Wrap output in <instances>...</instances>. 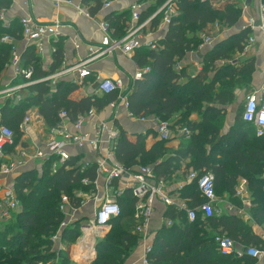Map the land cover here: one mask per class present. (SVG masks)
I'll use <instances>...</instances> for the list:
<instances>
[{
	"label": "trees",
	"instance_id": "1",
	"mask_svg": "<svg viewBox=\"0 0 264 264\" xmlns=\"http://www.w3.org/2000/svg\"><path fill=\"white\" fill-rule=\"evenodd\" d=\"M87 1V0H86ZM91 8L95 13L101 0ZM152 2L141 12L140 21L154 14L167 0H146ZM179 15L169 24L160 48H138L134 60L140 68L149 66L150 70L135 82L128 96V110L136 118L157 116L172 122V128L189 127L194 131L191 139L181 141L177 148L167 145L157 135L156 141L147 148V135H130L120 128V137L114 155L117 162L137 171L142 165H150L157 179L169 180L183 166L186 183L179 190L180 196L194 206L204 201L197 181H189L191 170L203 174L211 170L215 174L217 196L235 193L237 180L246 177L254 193V209L258 218L264 222V135L257 136L253 124L242 118V111L235 124L224 131L228 106L234 101L236 91L249 89L254 65L247 62L243 66L223 64L216 68L217 60H229L231 50L242 52L243 44L251 29H241L216 43L206 56L203 69L192 76V71H177L175 64L182 62L185 55L203 41L202 34H208L216 23L231 28L241 19L242 10L236 0H178ZM9 0H0V7H8ZM161 14L153 19L156 26ZM120 35L125 34L126 15H109L106 20ZM21 25L14 20L10 27L0 21V89L2 74L11 60V46L1 42L8 33L16 40L22 38ZM201 34V35H200ZM54 62L49 70L43 69L35 48L30 46L23 53L25 67L32 66L34 83L28 87V95L15 103L12 98L1 102L0 125L10 127L14 133L15 146L23 137L22 122L35 107L44 117L48 128L60 123L59 112H67L71 121L92 107L104 109L116 101L119 92L101 97H75L78 85L59 81L52 84L45 78L56 72L64 60L60 43L54 51ZM45 79V80H44ZM187 82H185V80ZM217 85L220 91L216 92ZM197 114L198 120L191 115ZM55 157L48 159L38 171L28 168L15 179V189L21 203L20 211L0 229V264H40L54 259L51 238L60 230L65 214L61 210L62 196L70 198L72 207L81 205L83 195L94 189L97 177L96 163L87 168L79 164V157L70 159L53 169ZM1 164V160H0ZM88 180L87 183L83 179ZM121 206L119 216L111 220L110 231L95 245L96 258L85 264H126L127 259L140 244L142 236L136 230L139 221L135 218L136 197L126 190L118 198ZM166 224L155 234L152 251L148 255L151 264H254L256 259L248 256L222 255L215 242L218 234L226 233L238 244H260V238L249 230L244 222L233 215L216 213L202 218L199 213L190 221L184 211L167 207ZM221 229V230H220ZM226 231V232H222ZM81 235L80 224L74 222L61 232L62 242L74 244Z\"/></svg>",
	"mask_w": 264,
	"mask_h": 264
},
{
	"label": "built area",
	"instance_id": "2",
	"mask_svg": "<svg viewBox=\"0 0 264 264\" xmlns=\"http://www.w3.org/2000/svg\"><path fill=\"white\" fill-rule=\"evenodd\" d=\"M115 1L101 0L102 7L108 8ZM55 3L56 6H60L62 4H72L73 2L72 0H55ZM179 8L178 0H167L149 18L140 21L142 12L141 4L137 1L132 5V19L126 35L119 39H113L109 33V23L107 21L103 22L101 28L104 32V37L101 46L91 47L90 52L93 55L85 61L76 63L71 69L79 74L80 79H85L92 75L88 66L90 61L105 55H110L117 49H121L126 54L134 53L143 45L140 37H142V32L146 28L153 25V19L161 14V20L169 26L173 18L179 15ZM78 11L86 16H90L89 9L86 7H78ZM7 20L6 8L0 7V21L6 28L9 27ZM258 20L259 28L264 33V0H260ZM18 21L22 29V38L16 40L8 33L4 34L1 38L2 43L11 46V60L7 67L12 68L15 79L0 89V118L1 102L8 98H12L15 103L19 102L28 95V87L35 81L33 80L34 68L23 65L19 41L23 42L25 45L24 49L26 50L32 45L42 46L43 42L47 40L50 42L58 40L63 35L62 28L64 24L58 19L52 22H41L31 15H26L21 16ZM255 22L256 20L254 18H250L242 29H253ZM202 38L206 43H211L213 39L209 34H202ZM254 43L255 38L251 34L247 38L246 44H244V51L249 50ZM145 45L149 49L156 50L160 48L156 42H147ZM175 69L180 71L182 69V63H176ZM149 70V66L139 68L135 72L132 83L129 86H125L122 80L104 78L98 82L96 91L102 95L117 91L119 92L118 99L110 103V106L114 107L118 101H121L128 107V96L134 89L135 82L141 79ZM64 72L66 73L67 71L55 72L45 79L55 84ZM242 107L243 120L253 124L257 136L264 135V84L259 90H252L246 93ZM129 114L134 117L131 113ZM97 116L98 109L95 107L80 114L73 121L75 132H70L63 123L64 120L69 119L68 114L64 110L60 111V123L50 129L51 138L47 142L46 147L34 149L33 156L21 146H15V151L9 152L8 148L15 144L14 133L10 127L0 125V229L20 211L21 203L15 189V179L30 162L37 161V163L43 165L48 159L55 157L52 166L55 170L72 156L68 151L69 147H83L85 145L91 146L97 153L96 159L93 161L97 165V177L94 181V189L89 194L83 195L80 205L81 207L91 202L93 214L86 223L80 224L81 235L74 243L75 245H73L77 246L75 252L79 258L87 260L93 256L97 239L100 235L105 234L104 230L106 228H111V220L120 215L121 206L118 198L123 196L126 190H131L136 197L135 218L139 221L136 230L141 234H145V236L148 223L155 210L156 202H161L167 207H174L176 210L184 211L190 221H194L199 213L202 214L203 219L214 213L219 214L216 205L219 198L215 191V174L213 171L208 170L201 175L194 170L188 173V180L197 181L200 195L204 199L202 203L192 206L187 199L180 196V192L176 195L170 193L167 187V181L157 179L152 166L142 165L137 171H132L117 162L114 151L120 137V130L109 119L96 121ZM140 119L145 120V117ZM91 121L94 122L93 135L83 132L85 124ZM30 122L31 115L27 114L22 122L24 135L28 133ZM193 133L194 131L189 127L178 126L173 129L170 120L156 118V134L163 141L169 142L173 139H178L180 142L187 141L191 139ZM106 143L109 144V149L103 153L102 148ZM90 163H85L82 168H87ZM122 178H128L130 182L123 186L117 185ZM83 182L87 183L88 180L84 178ZM182 186L183 184L179 185L178 191ZM70 201L68 196H62L61 210L65 214V219L61 223L60 230L51 238L53 249L64 248L61 232L69 224L74 222L69 221L76 220L77 218L75 211L80 207H72ZM165 223L168 227L173 224L170 219H166ZM215 242L217 243L219 252L225 256H236L239 258L248 256L253 259H260L264 256V244L260 246L238 244L227 233L216 235ZM151 251L152 244L145 246L144 264H151L148 260V255Z\"/></svg>",
	"mask_w": 264,
	"mask_h": 264
},
{
	"label": "crops",
	"instance_id": "3",
	"mask_svg": "<svg viewBox=\"0 0 264 264\" xmlns=\"http://www.w3.org/2000/svg\"><path fill=\"white\" fill-rule=\"evenodd\" d=\"M9 6L6 8V18L9 27L12 25L14 20H18L21 16L31 15L32 17L38 19L41 22H52L55 19H58L64 27L62 28V36L58 40L50 42L49 40L44 41L42 46L32 45L35 48L36 54L41 62L43 69L46 71L50 69L54 62V51L56 45L60 43V46L63 48V57L61 67L56 71L67 72L63 73L56 81L64 82H73L78 85L77 90L74 93L75 97L81 96H97L101 97L102 94L96 91L97 84L100 80L104 78H113L116 80H122L125 86H129L132 83V78L135 72L140 68L139 65L134 60V53L126 54L121 49L113 51L110 55H105L103 57L96 58L89 62L88 66L92 72V75L85 79H80L79 74L73 71L71 68L80 61H85L93 54L90 52L91 47L101 46V42L104 37V32L102 31L101 24L107 20L109 15L121 16L126 15L127 21L125 23L124 30L125 34L120 38L124 37L127 33V29L132 19V5L137 1L141 4V11L144 10L152 2H147L146 0H116L114 4L108 8H103L102 6L95 11L91 12V8L97 5L96 0H72V4H62L56 6L55 0H9ZM238 1V0H237ZM243 12L245 13V19L240 20L241 24L238 27V31L247 24L250 18L256 20L255 26L250 30L248 37L252 34L255 38V43L247 51H238L242 54L240 60H235L233 62L226 60H217L216 68L223 66L225 63L231 65L243 66L247 62H252L254 65V72L252 76V82L249 89H240L236 91V94L241 95V103L244 104V97L246 93L252 90H259L260 87L264 84V33L259 28V5L260 0H252L250 5L246 4V0H242ZM78 7H86L89 9L90 16H86L78 11ZM244 16H242L243 19ZM168 26L163 23L162 20L154 26L146 28L142 32V37H140L143 45L140 47L147 48L145 43L147 42H156L158 43L162 38H164ZM212 28H217V36H215L212 31H209V35L213 38L211 43H206L204 40L201 45L196 50H191L188 52L185 57L182 59V65L186 67L187 71H192V76L199 73L206 62L207 54L214 49L216 43L227 38L226 32L229 30H221L219 24H214ZM231 29V28H229ZM243 30V29H242ZM248 30V29H246ZM109 33L113 39H118L117 36L120 35L119 32H116L115 29L110 26ZM247 40V39H246ZM245 40V42H246ZM19 49L23 56L25 52L24 44L22 41H19ZM145 45V46H144ZM55 73V72H54ZM49 76V75H48ZM14 73L11 67H7L2 74L1 86L4 87L9 82L13 81ZM185 82L186 79H184ZM55 83V84H56ZM219 87V88H218ZM220 91V86L217 85L216 92ZM128 107L118 101L114 107H111L108 104L104 109L98 110V116L96 121H101L109 119L113 122L114 126L117 128H122L127 131L130 135H136L138 133L146 134L147 137V148H150L153 143L156 141V118L157 116L145 117V120L140 118L132 117L129 114ZM28 114L31 115L30 126L28 127V133L26 134L28 140H25L29 146L32 144V156L34 154V149L36 148H45L47 142L51 138V132L48 126L46 125L44 117L40 114L37 107L33 108ZM193 120H198L197 114L191 115ZM66 128L70 132H75L73 126V121L66 119L63 121ZM234 122H231L230 125L224 127V131H228L229 128L233 125ZM94 122H87L83 128V132L94 134L93 128ZM25 135V136H26ZM180 141L178 139H173L167 142L168 146L177 148ZM109 149V144L106 143L102 151L103 153L107 152ZM68 151L72 156L79 157V164L84 165L87 162H93L96 159L97 153L89 145L83 147L71 146L68 148ZM30 165V167H29ZM26 166L23 171L28 168H32L39 172L42 165L37 163V161H32ZM185 165L183 164L180 170H177L176 173L172 176L171 179L167 180V187L170 193L176 195L179 193L178 187L181 184L186 183L185 176L183 175ZM264 178V174L262 176ZM128 178H122L117 185L123 186L129 183ZM217 210L219 214L217 215H233L235 214L240 218L244 224L251 230L252 233L257 235L260 238V244H249L254 246H260L264 244V222L257 217L254 209L257 207V204L254 203V193L250 188V183L246 177L240 176L237 180L235 187V193H225L224 197L218 196ZM91 202H88L78 208L75 211L77 216L76 220H71L69 222H78L79 224L86 223L93 214V208ZM167 211V206L161 202L155 203L154 213L148 223L145 234H141L142 239L140 244L136 247L130 257L127 259L126 264H144V251L145 246L152 244L155 234L165 225L166 217L165 213ZM72 222V223H74ZM71 223V224H72ZM70 225V224H69ZM107 230V228L105 229ZM104 230V231H105ZM221 230V229H220ZM226 232V231H222ZM227 233V232H226ZM103 236V235H101ZM65 244L64 242L62 243ZM248 245L246 243H241ZM72 252L76 256V262L78 264H83L82 262L85 259L79 258L76 255L77 246H73ZM96 249L95 253L90 259H87L86 263L92 261L96 258ZM257 264H264V256L260 259H256Z\"/></svg>",
	"mask_w": 264,
	"mask_h": 264
},
{
	"label": "rangeland",
	"instance_id": "4",
	"mask_svg": "<svg viewBox=\"0 0 264 264\" xmlns=\"http://www.w3.org/2000/svg\"><path fill=\"white\" fill-rule=\"evenodd\" d=\"M223 1L224 0H221L220 3H222ZM236 2L238 4L239 8L242 10V15H241V19L240 20L243 21L245 19L246 15L243 12L244 8H243L242 0H238V1L236 0ZM242 16H244L243 19H242ZM240 20L235 26L231 27V29L226 28V27L223 28L220 25H219V28L221 30H224V31L229 30V31H227L225 33L226 36L231 35L233 33L238 32V27L241 24ZM210 31H212V33L215 36H217V33H216L217 32V28H212ZM201 43H202V41L199 42L198 46L195 47L194 50L198 49L199 46L201 45ZM244 44H246V42ZM244 44H243V47H244ZM229 52H230V56H229V60L228 61H230V62H233L235 60H240V58H242V54L238 53L237 49L231 50ZM243 92H244V90H243ZM243 92H242V94H243ZM242 94L241 93H240V95L236 94V97L234 98V101L228 106V109H227V112H226V117H225V126L230 125L231 122H234L233 124H235V121H236L238 115L243 110L242 103H241V101H242L241 95ZM25 140H28L27 135L26 136L24 135V137H22L20 139V141L17 143L18 145H16V146H18V147L21 146V147L25 148L26 151L31 155L32 154V144H31V146H29V144ZM29 167H30V165H29ZM99 231H101V230H99ZM109 231H110V228H108L107 231H104L105 234L103 236L100 235L99 238L97 239V241L99 239L103 238ZM63 247H64L63 248L64 250H63L62 253L56 254L54 259H49L48 258V260L46 262H43L42 264H78L75 261L77 258L75 256V254L72 252V250H73L72 249V245L64 244ZM53 250H56V252H58V251H60L62 249H59V248L58 249H51V252ZM254 264H257V261Z\"/></svg>",
	"mask_w": 264,
	"mask_h": 264
},
{
	"label": "water",
	"instance_id": "5",
	"mask_svg": "<svg viewBox=\"0 0 264 264\" xmlns=\"http://www.w3.org/2000/svg\"><path fill=\"white\" fill-rule=\"evenodd\" d=\"M251 2H252V0H246V4H247V5H250ZM86 262H87V261L85 260V261H83L82 263L85 264Z\"/></svg>",
	"mask_w": 264,
	"mask_h": 264
}]
</instances>
